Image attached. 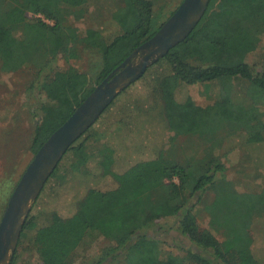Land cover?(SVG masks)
Returning a JSON list of instances; mask_svg holds the SVG:
<instances>
[{"label":"trees","instance_id":"trees-1","mask_svg":"<svg viewBox=\"0 0 264 264\" xmlns=\"http://www.w3.org/2000/svg\"><path fill=\"white\" fill-rule=\"evenodd\" d=\"M86 3L0 0V69H31L29 92H44L49 100L35 122L34 154L90 93L88 75L70 61L77 60L83 49L97 50L103 59L98 79L104 80L161 28L156 25L152 0H120L111 13L120 33L108 38L97 28L80 31L74 21L88 14ZM262 35L264 0H211L188 37L152 66L169 68L145 82L152 102L134 103L135 111L162 115L172 134L169 149L116 172L112 169L114 148L110 143L92 147L91 126L65 153L70 167L61 173L66 159L62 158L50 178L63 182L67 172L79 174L97 162L110 166L117 185L109 190L90 189L70 217L54 213L47 224L37 227L30 214L16 253L30 241L38 261L23 264H73L78 249L95 235L111 240L110 256L123 257L124 264H264V253L253 248L252 234L254 221L264 218V176L253 187L242 188L221 175L226 166L211 158V152H188L191 146L222 144L241 134L252 143L264 141V69L254 71L247 62H230L224 56L226 47L239 41L258 46ZM58 56L68 63L66 68L56 67ZM231 79L245 81V102L231 101L226 110L217 104L202 107L187 100L178 102L173 95L172 89L180 82ZM207 192L212 193L205 204L210 228L199 224L195 211L197 204L205 203ZM170 218H175L178 231L191 241L186 257H164L159 240L149 234L159 221Z\"/></svg>","mask_w":264,"mask_h":264},{"label":"rangeland","instance_id":"rangeland-1","mask_svg":"<svg viewBox=\"0 0 264 264\" xmlns=\"http://www.w3.org/2000/svg\"><path fill=\"white\" fill-rule=\"evenodd\" d=\"M182 1L152 0L157 16L156 25L162 26ZM219 1L221 3L231 0H218V3ZM119 3L120 0H87L88 14L74 23L80 31L97 28L108 38L114 37L121 32V28L113 21L111 13ZM200 35L204 37V33ZM146 54V51H139L133 55L131 61L140 63ZM101 55L97 50L88 48L82 50L77 60L70 61V64L88 75L90 93L103 82L98 79L103 63ZM224 56L230 62L245 61L254 71H262L264 69V35L255 47L245 44L244 41H239L232 47H226ZM157 61L149 65L139 80L122 89L92 125L89 136L91 146L101 147L103 143L111 144L116 158L112 169L116 172H123L137 161L149 160L169 149V139L172 134L169 133L162 115L133 110L135 102L141 105L152 102L145 83L147 79H153L152 74L156 72L169 69L168 67L153 69L152 66ZM55 65L63 69L68 63L58 56L55 59ZM33 76L31 69L24 68L16 72H3L0 69V223L16 185L34 158L32 142L35 122L44 114V106L49 102L44 92L40 95L29 92L28 87ZM172 90L178 102L187 100L202 107L217 104L220 110H226L231 101L245 102L246 83L241 79L215 80L196 84L180 82ZM223 141L222 144L217 142L212 146H202L200 143L201 146H191L188 152L191 154L192 150L193 155L211 152V158L220 159L226 166L221 175L237 181L242 188L250 184L253 187L259 183L264 176V141L252 143L247 141L243 134ZM192 143L194 142L190 144ZM65 155L63 158L66 159L61 168L62 174L71 163L69 154L66 157ZM112 169L109 165L104 167L103 164L91 162L88 168L79 174L70 171L64 174L66 179L63 182L61 179L57 181L50 178L32 203L28 217L30 214L34 215L35 224L39 227L47 224L54 213L63 217L72 216L76 212L77 201L90 189L109 190L117 185L116 178L111 174ZM175 181L178 182V178H175ZM211 194L204 193L205 203L197 204L195 208L199 224L204 228H210V217L205 204L211 199ZM149 234L159 240L164 257L171 254L186 257V249L192 246L191 241L178 231L175 218L159 221L149 230ZM252 234L253 248L264 253V218L254 221ZM29 245L30 241H27L18 255L15 252L13 264L38 261L37 254ZM113 247L114 243L111 240L102 235H95L88 238V242L78 249L73 264H124L123 257L110 256ZM261 257L264 259V255Z\"/></svg>","mask_w":264,"mask_h":264},{"label":"water","instance_id":"water-1","mask_svg":"<svg viewBox=\"0 0 264 264\" xmlns=\"http://www.w3.org/2000/svg\"><path fill=\"white\" fill-rule=\"evenodd\" d=\"M211 0H183L159 31L103 80L45 141L12 193L0 223V264H11L32 203L68 149L98 120L119 92L139 80L152 62L185 40L199 24ZM146 51L140 63L133 55Z\"/></svg>","mask_w":264,"mask_h":264}]
</instances>
